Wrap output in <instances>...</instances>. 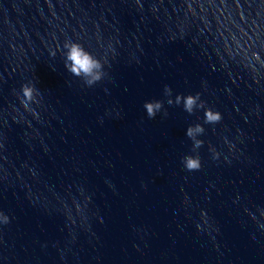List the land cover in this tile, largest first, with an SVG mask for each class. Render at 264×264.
Masks as SVG:
<instances>
[{
	"label": "clouds",
	"instance_id": "9594fccd",
	"mask_svg": "<svg viewBox=\"0 0 264 264\" xmlns=\"http://www.w3.org/2000/svg\"><path fill=\"white\" fill-rule=\"evenodd\" d=\"M68 59L72 62L71 71L80 75L84 73L85 75H92L94 70L101 67L98 60L94 59L88 52H86L82 46L79 44L73 43L71 45L70 52L68 54ZM100 79V76L94 75L92 80H89L88 83L92 84L93 82ZM24 96L26 98H31L32 90L28 87H24L23 89ZM199 99V93L195 95H188L184 98V107L185 110L189 113L193 111L194 106L196 105L197 100ZM179 100V98H178ZM148 111V115L150 117H154L155 113L153 108H159L160 104L156 103L155 106L151 103L145 105ZM221 114L219 112H213L211 109H208L205 112L206 123H217L221 120ZM203 132V128L200 125H197L195 129L189 128L187 130V135L189 137L193 136V132ZM202 141H196L194 147H200ZM185 167L188 171H196L201 168V162L198 157L186 156L185 158Z\"/></svg>",
	"mask_w": 264,
	"mask_h": 264
},
{
	"label": "water",
	"instance_id": "95a60500",
	"mask_svg": "<svg viewBox=\"0 0 264 264\" xmlns=\"http://www.w3.org/2000/svg\"><path fill=\"white\" fill-rule=\"evenodd\" d=\"M236 264H264V227Z\"/></svg>",
	"mask_w": 264,
	"mask_h": 264
}]
</instances>
